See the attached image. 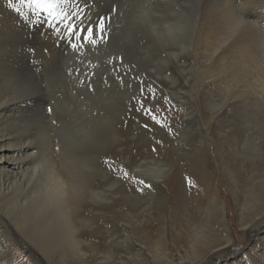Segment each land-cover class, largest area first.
I'll list each match as a JSON object with an SVG mask.
<instances>
[{
	"label": "bare ground",
	"instance_id": "1",
	"mask_svg": "<svg viewBox=\"0 0 264 264\" xmlns=\"http://www.w3.org/2000/svg\"><path fill=\"white\" fill-rule=\"evenodd\" d=\"M221 1L227 22L218 28ZM230 2L236 0L125 4L116 14L127 19L113 23L127 28L124 39L110 44L111 33L106 45L59 67L63 41L52 25L63 30L61 17L73 6L60 5L54 17L0 0V264H214L230 250L227 206L208 161L196 157L193 168L204 206L189 202L169 169L129 165L152 185L141 193L104 163L113 159L112 140L126 115L120 103L138 89L136 76L180 104L183 130L203 116L205 97L208 136H198L197 150L208 141L214 146L232 195L241 196L234 200L240 227L247 234L264 228V0H239L243 11L234 16ZM126 37L136 40L131 59ZM113 53L125 63L108 64ZM184 57L193 59L191 69ZM77 70L95 72L94 92L80 86L86 76L77 77ZM128 124L121 125L125 133ZM244 249L224 264H264V234Z\"/></svg>",
	"mask_w": 264,
	"mask_h": 264
},
{
	"label": "rangeland",
	"instance_id": "2",
	"mask_svg": "<svg viewBox=\"0 0 264 264\" xmlns=\"http://www.w3.org/2000/svg\"><path fill=\"white\" fill-rule=\"evenodd\" d=\"M135 1L137 0H115V2L114 0H88L87 7L84 8V11L88 13V15L90 16L92 20H95L97 18V15L99 16L109 15V9L111 7L115 8V12L111 13L112 25L109 30L111 31L109 35L112 33L110 35L109 41H110V44H113L116 41V39L117 41H119L120 39H124L126 34H128V32L125 30L127 28L123 27L124 26L123 23L119 25L118 24L115 25L117 29L113 27V23H115L116 21H120V20L124 21L127 19L125 17L126 15L119 16V14H116V11L118 12V10L123 5L125 4L130 5L134 3ZM81 6L84 7V0H81ZM218 7L220 8H217L218 15H215V20H216L217 27L220 28V27H223L225 23L227 22L225 21V18L221 16V11L224 10L223 8L225 7L223 1H221V6H218ZM226 9L228 11H231V15L233 14L232 16H234V14L240 15L241 12L243 11L241 10L239 0H236V2H230L228 6L226 7ZM87 22L88 21L86 20L85 23ZM60 23L61 25H64V22H60ZM125 41L129 43V44L127 43L128 45L127 44L125 45H127L130 48V50L127 52L128 54L127 57L131 59L132 54H134V49L135 47H137L136 42H135L136 40L132 41V38L129 39V37H126ZM64 45L66 46L64 47ZM121 46H119L118 48L119 50L123 49ZM63 53H64L63 59L60 58L59 60L60 62L59 67H63L64 65L66 66L70 62V61L69 62L67 61L74 57V54H71L72 53L71 50L69 49L68 45L65 44L64 42H63ZM70 56L72 57L68 59V57ZM114 56L117 57V54L113 53L111 58H113ZM150 57H151V54H150ZM184 59L187 61V69H191L190 67L194 65V62H192L193 59H190L188 57H184L183 60ZM62 60L63 61L65 60V62L67 63L66 64L65 62L62 63ZM146 67H148L147 63H145V68ZM172 72L174 74L177 73L174 68H172ZM146 88L153 89V84L148 83L146 85ZM186 90L187 89H184V91ZM184 91L182 90L180 92H184ZM212 92H214V96L216 97V99H218L219 98L218 90L214 89ZM137 93H138V89H134V92L132 91L131 94L129 96H126V99H124V101L120 103V107H123L124 110H126V115L124 116V119L121 121V124L118 123L117 125L118 135L115 136V138H113L112 140V152L114 154L112 153L113 159L111 160L116 161L117 167L121 165L123 166L125 165L124 168L127 167L126 169L130 172V174H132L135 167L132 168V167H129V165H134V164H139V165L142 164L144 167H147V166L153 167V168L159 167L160 170L169 169L167 172L171 175H173L172 173L176 175V177L179 180V186L184 188V191L182 190V188L181 190L185 193L186 192L188 193L189 202L193 203V205L195 206H198V205L204 206L205 199L203 197L200 184L198 183V178L195 175L196 172L193 170L194 161L196 160V157L202 158L203 161H208L209 165L211 166L217 178L216 179L217 191L220 193L221 199L225 202L227 206V219H228L227 221L230 225V230L233 234V242L229 245L231 251L226 250L227 253H221L220 258H219L220 261L214 264H224V262L226 261L234 260L235 257L239 256L240 253L243 250H245L244 245L247 244V242L251 243L256 238L264 234V228L259 230L257 232L258 234H254V233L247 234L248 230H246L243 227H240V224L238 221V215L236 211L237 207L235 206V202H234L236 195L234 196L232 195L230 186L228 185L229 183L228 181L224 179L221 166H220V162H219L220 160H219L218 155H216L215 153L214 146L208 141L209 143L207 142V144H204L200 151L197 150V146L199 145L201 147L200 142H202L198 140V136L200 137V140H202L204 136L206 137L208 136L204 126L206 122L209 121L210 114L206 110V105L204 104L205 97L202 98L203 103L200 104V110L203 113L202 114L203 116H201L200 119L199 117L198 119H196L195 117L196 121L191 122V125H190L191 127L187 131V130H183L185 126L182 125V120L186 119L185 117L186 111H184L180 107V104H178V102L177 104L176 102H172V101L171 103H168L167 101L169 100L165 96L159 94L158 95L159 97H158L157 92H156V101L149 100L148 103L150 106H154L158 110L157 115L160 116L162 120L166 118V123L171 128V131H169L168 129L161 128L159 125L153 124L148 116L144 115L141 111L137 110L138 109L137 101L138 99H140ZM134 96H136V98H133ZM180 97H185V96L183 94H180ZM180 99H181L180 101L183 102L182 104H185L186 99L185 100L184 98L183 99L180 98ZM191 109L192 108L190 107V111L192 112L194 109L192 110ZM228 116H230V114H227L226 117ZM230 117H233V116L231 115ZM126 121H129L128 125H129L130 130L129 132L125 133L123 132L122 130L123 127L121 125L125 123ZM215 122H218V121L214 120L212 122L214 126L213 132H214V135L218 137V142L221 145L222 144L221 125L219 126V124ZM145 124L148 125L147 129L144 127ZM185 133L187 134L185 135ZM189 136H191L190 139H189ZM192 138H194V140ZM197 141L199 142L197 143ZM153 149H155V151H153ZM113 174L115 176L123 175V173L121 172H116V174L115 173ZM187 179H191L192 184H193L192 187L188 186ZM162 187H163V190H165V194H164L165 199L168 200L167 187L163 185ZM237 198L240 199L241 196ZM196 202L198 204H196ZM150 222L153 223L152 226L154 225L156 226L155 222L153 221H150ZM213 262L214 260H209L208 263L212 264Z\"/></svg>",
	"mask_w": 264,
	"mask_h": 264
},
{
	"label": "snow or ice",
	"instance_id": "3",
	"mask_svg": "<svg viewBox=\"0 0 264 264\" xmlns=\"http://www.w3.org/2000/svg\"><path fill=\"white\" fill-rule=\"evenodd\" d=\"M115 2V0H114ZM21 6L26 5L30 8L36 15H39L41 11L47 12L50 16L55 17V9H57L62 4L72 5V13L69 15L67 12L63 14L61 19L64 20L63 30H61L57 25H52V31L57 36L58 39L62 40L66 43L71 50V52L75 55L77 59L84 57L87 54V51L98 50V46L106 45L108 43L109 38V29L112 25V16L111 13L115 12V8L111 7L109 9V15L99 16L95 20H92L87 12L84 11V8L87 7L88 0H84V7L81 6V0H19ZM18 12L19 8L16 9ZM83 13V14H81ZM88 21L85 23V21ZM80 62H83L82 60ZM108 64H120L123 65L125 63L122 57H113L112 59L107 61ZM97 67L96 64L89 61V68L95 69ZM131 69H129L130 72ZM115 71H119V69H115ZM69 76H72V72L67 73ZM76 76L79 77L81 75H85L86 79L79 80V84L81 87H87L89 92H94L95 89L93 87L95 76V72H92L91 75L82 74L79 70L76 71ZM128 75V72L125 73ZM115 79L118 81L120 87L125 86V79L123 75H117ZM132 79H136L138 81V93L137 95L140 97L138 99V109L144 115L148 116L153 124L159 125L161 128L168 129L171 131L170 126L166 123V118L161 119L160 116L157 115V109L154 106H150L148 101H156V90L152 88H145V81L141 79L139 76L132 77ZM104 83L106 86L109 85V81L107 77L104 78ZM21 93L23 94L26 91V88H21ZM133 98H136L134 96ZM171 103V101H167ZM47 112L51 113L52 108H47ZM55 124L56 121H53ZM144 127L147 129L148 125L145 124ZM155 151V149H153ZM104 163L107 165L108 169L113 172H121L123 173L119 179H122L125 182L131 180L132 184L136 186V191L143 192L146 188H151L152 185L150 183H146L144 179L139 178L135 175L130 174V172L123 167V165L117 167L116 161L114 160H105ZM187 184L189 187H192L191 179H187Z\"/></svg>",
	"mask_w": 264,
	"mask_h": 264
}]
</instances>
